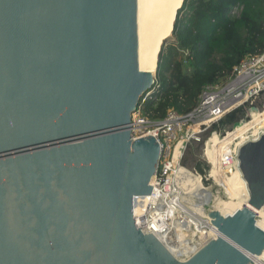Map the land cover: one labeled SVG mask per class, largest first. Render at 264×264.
Here are the masks:
<instances>
[{
	"label": "water",
	"instance_id": "95a60500",
	"mask_svg": "<svg viewBox=\"0 0 264 264\" xmlns=\"http://www.w3.org/2000/svg\"><path fill=\"white\" fill-rule=\"evenodd\" d=\"M151 73L136 66L133 0H0V264H247L258 251L264 133L237 154L251 208L224 212L187 262L136 226L159 147L131 140L129 118Z\"/></svg>",
	"mask_w": 264,
	"mask_h": 264
},
{
	"label": "built area",
	"instance_id": "2783aa9c",
	"mask_svg": "<svg viewBox=\"0 0 264 264\" xmlns=\"http://www.w3.org/2000/svg\"><path fill=\"white\" fill-rule=\"evenodd\" d=\"M240 10L241 8L236 7L233 14H238ZM151 91L141 95L140 101L141 96L139 97L129 118L131 140L152 137L159 147L157 164L152 175V185H150L151 193L134 201V208L137 207L138 210H141V216L138 219L135 218L134 208L133 216L136 226L143 233L152 235L173 258L178 260L176 255L180 256L181 253L175 254L174 252L172 254L166 244L173 245L177 248L175 251L180 252L178 245L184 246L187 240H191L189 238L193 237V232H196L197 224L204 228H206L205 225L212 227L209 224H200L194 218L191 220L182 212V203L175 191L177 185L175 179L180 169L184 168L181 164L184 154L192 141H201L200 135L205 134L212 126L218 125L229 113L240 108L245 109V115L237 122L239 125L251 120L253 113L264 111V51L243 58L233 67L225 81L202 87L195 106L185 114L169 110L165 118L158 121H152L144 116L141 103ZM194 127L196 130L193 129ZM234 128L233 126L231 129L222 130L224 134L221 130L213 131L212 136L222 138ZM262 134L261 132L259 137ZM210 138L205 141L203 149V156L207 162L206 145ZM248 141H251V138L246 140V142ZM240 146L234 142L230 144L229 150L222 151L220 149L217 152L221 170L237 166V154ZM208 164L209 169L203 175L198 176L200 182L213 180L211 176L213 166L209 162ZM184 169L192 175L198 174L194 168L192 170ZM163 192H172L173 194L163 196ZM179 209L181 212H178ZM158 237H161V241L158 240ZM196 251V248L192 252L188 251V254L182 256V262L191 259ZM190 253L193 255L188 256Z\"/></svg>",
	"mask_w": 264,
	"mask_h": 264
},
{
	"label": "trees",
	"instance_id": "16d2710c",
	"mask_svg": "<svg viewBox=\"0 0 264 264\" xmlns=\"http://www.w3.org/2000/svg\"><path fill=\"white\" fill-rule=\"evenodd\" d=\"M236 7L241 10L233 14ZM167 40L173 43L166 46ZM167 40L146 90L152 91L141 103L142 114L152 121L164 119L169 110L189 112L202 87L225 81L243 58L264 51V0H183ZM244 115V108L229 113L206 135L231 129ZM193 168L203 175L208 167L197 162Z\"/></svg>",
	"mask_w": 264,
	"mask_h": 264
},
{
	"label": "bare ground",
	"instance_id": "6f19581e",
	"mask_svg": "<svg viewBox=\"0 0 264 264\" xmlns=\"http://www.w3.org/2000/svg\"><path fill=\"white\" fill-rule=\"evenodd\" d=\"M182 1L183 0H133L135 55L136 66L139 73L152 72L151 77H154L158 51L160 50V46H162L163 43L170 37L169 34L173 26V21L175 19L177 10L182 4ZM148 86H151V84L149 83L147 87L144 88V90H147ZM253 118L256 119L253 120V124L246 123L236 127L232 130V132H229V134H227L224 139H220L214 136L206 145L208 149H206L207 152L210 153V155L215 159V164L217 165L214 173H211V176L218 184V186L222 187L223 193L229 196V201L231 202V204L229 205V203H227L226 201H221L216 206V212L214 214H211L213 216L210 218H206V220L208 219L207 224L211 225L212 227L210 228L207 225V231H200L198 235L199 237L193 234L192 239L187 240V242L185 243L187 244L186 246L178 245V250L180 252H176L175 250H177V248L173 245L168 246L166 244L167 249L172 254H174V252L175 254L181 253L180 256L176 255V258L180 260V262H182L183 260L182 256L188 254V251L192 252V250L196 248L197 251L194 255L193 253H190L188 255L195 256L201 249L207 246L209 242L218 238V236L214 233L217 231V227L213 222L218 220L224 212H226L230 216H233L236 212L242 210L243 208H251V205L249 204L250 194L248 192L247 184L243 180L241 172L238 168V163L235 168L226 167L221 170L222 168L220 165V159L217 158V152H219L220 149L222 151H227V146L233 144L237 140H240L238 143L239 146L244 144L248 138H251V141L257 140L260 133H264V111L256 117L253 116ZM193 129L196 130V127H194ZM248 134L251 135L248 136ZM244 136L248 137L244 138ZM152 179L153 178L151 176L149 185H152ZM181 180L180 182H177V185L175 187L178 199L182 200L181 203L184 202L183 195L181 191H179V189H182V186L185 187V184L187 183L188 186H190L189 189L191 191V196L195 199L197 198L196 201L199 204V210H203L202 206H205L210 202L209 200L212 197L211 193L201 184L198 177L193 176L190 173L183 174ZM169 194L173 193L163 192V196ZM143 197L144 196H137L135 200ZM194 205L197 206L196 204ZM181 209L186 216L187 213L185 212L188 211H186L183 205ZM181 209H179L178 212H181ZM195 210L199 211L198 209ZM253 211L256 215L255 225L257 229L263 234L264 238V206L261 209H253ZM134 213L136 219L141 216V210H138L137 207L134 208ZM189 218L191 220H194L197 217L192 215ZM197 230L203 229L198 226ZM158 240L161 241V237H158ZM247 264H264V240L258 248V251L249 258Z\"/></svg>",
	"mask_w": 264,
	"mask_h": 264
},
{
	"label": "rangeland",
	"instance_id": "374dc122",
	"mask_svg": "<svg viewBox=\"0 0 264 264\" xmlns=\"http://www.w3.org/2000/svg\"><path fill=\"white\" fill-rule=\"evenodd\" d=\"M172 40H167L165 45L168 46L170 44H172ZM155 77V76H154ZM153 77V79H154ZM263 112H255L253 113L252 115V118L251 120H249L248 122H244V123H241L236 127L238 126H241L243 124H253L254 121L253 120H256L254 117L258 116L259 114H261ZM234 128V129H235ZM223 129H221V132H222ZM226 130H228L226 128ZM229 132H232L231 131H228L227 134H229ZM212 133L213 132H210L208 134V136L205 134H201V141H192L191 145L187 147V150L184 154V157L183 159H185L186 161V164L183 165L184 168H187L189 170H192L193 169V166L195 165V163L197 162H201L202 164H205L208 168L207 170L209 169V164L208 162L213 166V171H212V174L214 173L215 171V168L217 167V165L215 164V159L210 155V153L207 152V147H206V156H207V160L208 162L206 161V159L204 158L203 156V149H204V143L206 140H208V138H212L214 137L215 135L212 136ZM224 134V133H222ZM227 134L224 135V137L220 138V139H224ZM251 134H248V136H250ZM223 136V135H222ZM248 136H244V138L248 137ZM210 138V139H211ZM240 140H237L235 141V143H239ZM229 146H227L226 150H229ZM191 174V173H190ZM201 174L198 173V174H194L193 176H200ZM199 178V177H198ZM214 180V179H213ZM212 179H209L208 181H205V180H202L201 184L211 193L212 197L211 199L209 200L210 202L207 203V205L205 206H202L203 207V210H199V207H198V202L196 201L197 198H193L191 196V191L189 189V187H184L182 186L183 188L179 189V191H181L182 195H183V201L181 205H183V207L186 209V211L188 212H185L187 213L186 216L188 217H191L192 215L197 217L195 218L200 224H207V220L206 218H210L212 217L213 215H211L212 213H215L216 212V206L221 202V201H226L227 203H229V205L231 204V202L229 201V196L227 194H224L223 193V189L222 187H219L217 186L218 184L215 183ZM217 184V185H216ZM182 185V183H181ZM184 185V184H183ZM186 194V195H185ZM228 198V199H227ZM193 199V200H192ZM180 201H182L181 199H179ZM191 201V202H190ZM189 204V205H188ZM194 204H196L197 206H195ZM228 205V206H229ZM227 206V205H225ZM195 209H198L199 211L195 210ZM202 213V214H201ZM210 213V214H209ZM191 214V215H190ZM205 219V220H204ZM197 224V223H196ZM198 225V224H197ZM199 226V225H198ZM207 225H205L206 227ZM200 227V226H199ZM202 228L203 230H197L196 232H193V234H195L196 236L199 235V232L200 231H207L206 228L204 227H200ZM199 237V236H198ZM189 239H192V237H190ZM198 239V238H197ZM187 245V244H186ZM184 245V246H186Z\"/></svg>",
	"mask_w": 264,
	"mask_h": 264
},
{
	"label": "clouds",
	"instance_id": "9594fccd",
	"mask_svg": "<svg viewBox=\"0 0 264 264\" xmlns=\"http://www.w3.org/2000/svg\"><path fill=\"white\" fill-rule=\"evenodd\" d=\"M153 82H154V81H153ZM150 87H151V86H150ZM150 87H149V88H150Z\"/></svg>",
	"mask_w": 264,
	"mask_h": 264
}]
</instances>
